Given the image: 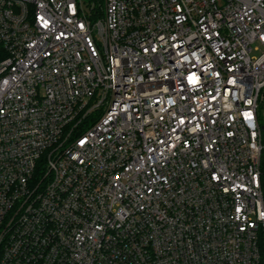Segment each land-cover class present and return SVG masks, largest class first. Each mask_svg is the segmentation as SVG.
I'll return each mask as SVG.
<instances>
[{
	"label": "built area",
	"instance_id": "1",
	"mask_svg": "<svg viewBox=\"0 0 264 264\" xmlns=\"http://www.w3.org/2000/svg\"><path fill=\"white\" fill-rule=\"evenodd\" d=\"M264 0H0V264H264Z\"/></svg>",
	"mask_w": 264,
	"mask_h": 264
},
{
	"label": "trees",
	"instance_id": "2",
	"mask_svg": "<svg viewBox=\"0 0 264 264\" xmlns=\"http://www.w3.org/2000/svg\"><path fill=\"white\" fill-rule=\"evenodd\" d=\"M262 175H261V187H262V195L264 200V168H262Z\"/></svg>",
	"mask_w": 264,
	"mask_h": 264
}]
</instances>
